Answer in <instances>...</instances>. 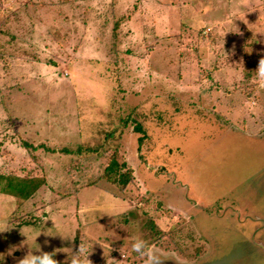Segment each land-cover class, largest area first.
<instances>
[{
	"label": "rangeland",
	"instance_id": "obj_1",
	"mask_svg": "<svg viewBox=\"0 0 264 264\" xmlns=\"http://www.w3.org/2000/svg\"><path fill=\"white\" fill-rule=\"evenodd\" d=\"M261 57L264 0H0V264H264Z\"/></svg>",
	"mask_w": 264,
	"mask_h": 264
},
{
	"label": "clouds",
	"instance_id": "obj_2",
	"mask_svg": "<svg viewBox=\"0 0 264 264\" xmlns=\"http://www.w3.org/2000/svg\"><path fill=\"white\" fill-rule=\"evenodd\" d=\"M255 79L264 86V57L258 60L257 66L254 70ZM38 248V246H37ZM130 251L137 255L145 257V264H160L158 256L150 251L146 245L145 240L136 237L133 238L130 244ZM89 251H87L80 243L75 253H71L68 258V264H90L86 258ZM54 253L48 252H37L33 254L29 251L21 259L18 260L17 264H57L56 260L52 258ZM3 259V254H0V261Z\"/></svg>",
	"mask_w": 264,
	"mask_h": 264
},
{
	"label": "trees",
	"instance_id": "obj_3",
	"mask_svg": "<svg viewBox=\"0 0 264 264\" xmlns=\"http://www.w3.org/2000/svg\"><path fill=\"white\" fill-rule=\"evenodd\" d=\"M137 130L139 131V129ZM123 168L125 169L124 171ZM105 174L107 177L110 176V178L112 176L113 180L121 182L122 185H126L132 176L131 172L126 168V164L123 162L119 165L115 158L110 159L108 165L105 168ZM40 184V179L7 177L5 184L2 187V192L14 194L26 199L33 194Z\"/></svg>",
	"mask_w": 264,
	"mask_h": 264
},
{
	"label": "water",
	"instance_id": "obj_4",
	"mask_svg": "<svg viewBox=\"0 0 264 264\" xmlns=\"http://www.w3.org/2000/svg\"><path fill=\"white\" fill-rule=\"evenodd\" d=\"M256 218H258V217H257V216H255V217L252 216L253 221H255ZM262 221L264 222V217L262 218ZM255 222H256V221H255ZM262 227H264V225H263V226H260V225H258V223H255V225L253 226V230H252L251 241H252L254 244L258 245L260 248H262V249L264 250V242H263L261 239L258 240L257 238H255V236L257 235V232H258ZM212 264H213V263H212Z\"/></svg>",
	"mask_w": 264,
	"mask_h": 264
},
{
	"label": "flooded vegetation",
	"instance_id": "obj_5",
	"mask_svg": "<svg viewBox=\"0 0 264 264\" xmlns=\"http://www.w3.org/2000/svg\"><path fill=\"white\" fill-rule=\"evenodd\" d=\"M203 264H205V263H203Z\"/></svg>",
	"mask_w": 264,
	"mask_h": 264
}]
</instances>
